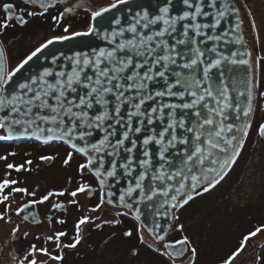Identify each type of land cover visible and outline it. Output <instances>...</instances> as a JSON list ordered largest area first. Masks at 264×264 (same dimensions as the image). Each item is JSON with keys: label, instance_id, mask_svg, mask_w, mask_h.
Masks as SVG:
<instances>
[{"label": "snow or ice", "instance_id": "snow-or-ice-1", "mask_svg": "<svg viewBox=\"0 0 264 264\" xmlns=\"http://www.w3.org/2000/svg\"><path fill=\"white\" fill-rule=\"evenodd\" d=\"M30 2L37 3L38 0ZM179 3L181 10L174 12L173 0H158L153 14L147 8L134 5L132 0H112L90 13L93 21L106 20L110 30L100 33L94 24H90L86 31H71L69 25H64V34L53 35L40 43L11 71L5 72L0 62V112L7 113L0 116V130L5 132L0 135V140L11 141L19 137H35L45 143L58 140L84 155L86 161L79 169L81 172L90 170L100 186L99 201L89 209L90 212L105 205H118L126 210L118 214L127 215L135 210L139 219V205L147 202L151 207L160 197L163 200L158 207L165 209V213L168 208L183 207L201 194L198 187L206 193L218 184L236 163L244 147L251 127L249 117L253 111L254 85L248 82L247 104L241 108L239 101L231 97L234 85L230 86L225 68L248 65L249 61L236 59L238 53L235 51L230 54L220 51L219 42L232 41L204 31L215 30L223 18L238 9L227 2L217 6L216 0H179ZM50 6L45 0H39L43 11H30L27 15H43ZM118 6L128 7L127 17L105 16ZM13 7L5 5L7 10ZM134 7L139 10L133 11ZM69 11L71 9H65L59 17L53 16V21L59 24ZM200 17H209L212 22L201 23ZM11 18L9 11L0 27L6 28ZM15 19L21 24L27 23L23 16ZM252 26L255 28L254 23ZM94 32L107 42V47L71 54L49 52V66L23 82H14V77L34 58L38 60L44 55L50 45ZM205 41L217 43L208 48ZM260 96L264 97V92ZM232 112H235V118L228 122ZM257 131L264 137V122L259 124ZM71 158L72 152H69L64 163L68 164ZM6 159L0 157V160ZM40 159L50 157L41 156ZM209 160L213 167H205ZM6 168L20 171L23 165L7 163ZM120 180L126 184L115 196L109 190L110 181ZM17 183L7 178L0 180V203H6L15 193L36 195L15 186ZM9 188L11 192L5 194ZM90 192V186L82 183L69 195L76 197L79 193L88 195ZM53 195L65 193L48 192L39 200H29L16 211L19 214L28 205L44 203ZM52 207L59 209L62 205L57 203ZM156 215H160L159 210ZM91 219L82 216L76 221L72 243L61 245L65 232H56L46 240L54 242L57 248H75L81 240V226ZM18 230L13 227L11 233L15 235ZM137 230H141L139 226ZM153 230L148 228L149 232ZM262 231L264 225L247 233L240 246L221 264H234L245 243ZM124 235L131 236L132 232L127 231ZM156 239L162 238L157 236ZM175 243L183 245L188 241L184 238ZM37 253L56 261L63 258L33 244L28 250L32 258L27 264H38ZM191 253L195 256L196 249L192 248Z\"/></svg>", "mask_w": 264, "mask_h": 264}, {"label": "rangeland", "instance_id": "rangeland-1", "mask_svg": "<svg viewBox=\"0 0 264 264\" xmlns=\"http://www.w3.org/2000/svg\"><path fill=\"white\" fill-rule=\"evenodd\" d=\"M234 1L239 10L243 38L252 68L254 87L253 111L249 117L251 127L236 163L223 179L206 193L198 188L200 195L194 196L183 207L173 209L174 224L167 240L187 238L185 255L178 259L167 257L163 243L153 242L130 213L118 214L124 213L125 210L105 205L96 212H90L89 209L99 201L96 199L95 190H92L91 195L79 193L76 197H71L69 193L81 183L87 182L88 179L84 177L88 175L87 169L80 174L77 167L80 164L77 163L78 159L85 163L83 158L78 157L76 161L64 163L67 158L65 154L69 153L67 147L49 144L39 149L37 157H32L27 151L29 147L13 141L0 140V157H7L12 164L25 166L23 173L16 174L17 185L36 194L34 197L23 193L12 194L11 200L7 201V217L0 220V264H21L22 261L23 264H27L28 259L32 258L28 255V250L33 244L37 248H47L53 256L62 255L63 258L60 260L62 263L58 264H221L222 260L240 246L247 233L264 225V137L257 131L259 124L264 122V97L260 96V93L264 92V0ZM107 2L108 0H85L74 3L94 9ZM1 14L0 11V21ZM43 17H39L38 23L29 22L23 31L16 30L15 33L9 34L8 31L0 30V43L6 61L5 72L11 71L20 60L48 37L64 33L62 29L44 21ZM90 22V18L77 23H73L72 20L67 25L71 31H86ZM253 23L255 28L252 26ZM12 28L15 29L13 22ZM1 132L2 130L0 134ZM41 156L50 159L41 160ZM30 159L31 163H26ZM6 160H0V176L6 177L7 174L10 177L13 174L6 173ZM33 170L36 174L31 172ZM95 185L97 186L96 181L93 183L96 189ZM60 188L65 190L64 198L68 201L60 200L61 196L53 195L44 203H38V206L41 214H47V210L53 208V204L61 201L60 204L67 205L72 210L67 221L71 228L67 229L68 235L66 234L64 239L61 238V245L72 243L75 237V224L80 217H92L88 223L81 226V240L75 248H57L54 242L46 240L49 235L56 233L48 224L49 220L44 219L45 223L42 225L29 226L21 222L15 213L16 208L28 198L39 200L41 196L48 192H58ZM71 200L76 201L70 203L73 206L69 204ZM78 205L80 207H77ZM53 214H47L45 217ZM138 226L140 231L137 230ZM13 227L19 229L15 235L11 233ZM127 231H131L132 235L125 236L124 233ZM25 233L28 235L25 236ZM141 236L144 237L143 240L140 239ZM263 244L264 231L245 243L234 264H264ZM192 248L196 249L195 256L191 253ZM254 254L255 260L252 258ZM35 258L38 264L57 262L39 253Z\"/></svg>", "mask_w": 264, "mask_h": 264}, {"label": "water", "instance_id": "water-1", "mask_svg": "<svg viewBox=\"0 0 264 264\" xmlns=\"http://www.w3.org/2000/svg\"><path fill=\"white\" fill-rule=\"evenodd\" d=\"M24 1L32 5H37V4L39 5V0L37 3H31L30 0H24ZM50 2L52 3L53 0H51ZM216 2H217V6L221 3L227 2L230 7H234L238 9L233 0H216ZM132 3L134 5H139L142 8H147L148 10L152 11L154 14V11L158 4V0H132ZM173 3H174V8H173L174 12L181 10L182 6L180 5L179 0H173ZM4 10L6 11L7 14L9 11L14 12L13 8L11 10H7L4 7ZM132 10L136 11L139 9L134 7ZM206 10H209L210 12H213V13L215 11V9H206ZM127 14H128V7L118 6L117 9H113L111 12L106 13L105 16L110 17L113 15H117V16L127 17ZM199 20L201 23H211L212 22L209 17H200ZM91 24H94L96 26L97 32H100V33H103L105 30H110V26L108 25L106 20H101L98 18L96 21H93V19H91ZM237 25H239L238 28L236 27ZM204 31L207 32V34L209 35L220 34L224 37V39L232 41L231 43H227V44H225L223 40L219 42L218 47L220 51H223L226 54H230L232 51H235L238 53L236 59H247L249 61L248 65H240V64L228 65L225 68V74L228 78V82L230 86L234 85L233 90L231 91V97L234 101L238 100L239 103L241 104V108H243L247 104V91L246 90L248 88V82L249 81L252 82V75H251V64H250L248 49H247V46L245 44V41H244V38L241 32V22L239 18V12L230 13L229 15H227L225 18L222 19L221 24L218 25L215 30L205 29ZM237 39L240 40V43H235V40ZM214 43H217V42L205 41V44L208 48H211ZM107 46H108L107 42L101 39V37L98 36L96 32L88 36L75 37L70 41L54 43L53 45H50L49 48L44 51V55H40L38 60L34 58L33 61H30L29 64L26 65L21 70V72L14 77V82L16 81L23 82L25 78H30L34 74L38 75V73L42 70L43 67L49 66L50 60H51V57L47 55L49 52H55L57 54H59V52L61 51L64 52L65 54H71L72 52H75V51L91 52L92 49H99L101 47H107ZM203 46L204 45H202V47ZM46 56H47V60L45 59ZM0 62L3 63L4 70H5V60H4V54H3L1 45H0ZM61 63H63V61H61ZM241 92L245 93V95L239 96L238 94ZM6 114H7L6 112H0V116L6 115ZM235 115H236L235 112H232L230 120L228 122H232V120L235 118ZM241 119L243 120L242 114H241ZM236 123L239 124L240 121H237ZM226 135H230V134H226ZM15 140H34L38 142H44L43 140L35 139V137H19ZM53 141L65 143L63 141H58V140H53ZM65 144L68 147H70L67 143ZM82 156L86 158L84 155ZM205 167H213L210 160L205 164ZM88 172L96 179L98 183V180L95 177V175L90 170H88ZM125 184L126 182L123 180H120L119 182L110 181L109 190L112 191L115 194V196H118L120 190L123 187H125ZM98 186H99V183H98ZM90 189H91V192L88 195H91L92 193V188ZM162 200H163V197L158 198L157 200L153 202V206L151 207L148 205L147 202L139 205V208H140L139 219H137L135 210L131 211L130 214L135 220H137L140 223L142 228L153 239L154 242L163 243L165 253H167L173 259H178V258H181L185 254L186 244L177 245L175 242L165 241V237L171 227L173 216H172L171 208H168L167 212L165 213V209H160L158 207L159 203H161ZM108 206L114 207V208H122V207H119L118 205H108ZM157 210H159L160 212L159 216L156 215ZM19 215L23 219L31 223L35 224L39 222L38 212L36 210L35 204L28 205V207L24 208L23 211L19 213ZM157 224L160 226L159 228L154 227ZM149 227H152L154 230L152 232H149L148 231ZM157 236H160L162 239H159V240L156 239ZM165 245H169L170 247L165 248ZM174 252H181L182 254L174 255L173 254Z\"/></svg>", "mask_w": 264, "mask_h": 264}, {"label": "flooded vegetation", "instance_id": "flooded-vegetation-1", "mask_svg": "<svg viewBox=\"0 0 264 264\" xmlns=\"http://www.w3.org/2000/svg\"><path fill=\"white\" fill-rule=\"evenodd\" d=\"M50 1L51 0H49V1L48 0H45V2L48 3L51 6L48 8V10L46 12H44L43 15L37 14V15H34V16H28L27 13L30 12V11L31 12L40 13V12L43 11V9H41L39 7V5H32V4H29L28 2H26L24 0H0V11L2 13L1 14L2 20L0 21V23H3L5 21V18L8 16V14L6 13V11L4 10L5 5L11 4V5L14 6L13 7L14 8V12L12 11V18L9 19L10 22L8 23V26L6 28L5 27H0V30L8 31L9 34L15 33L16 30L23 31L24 29L27 28V24L29 22L30 23H38L40 21L39 17H41V16H44L43 17L44 18V21H46V22L52 24L53 26H56L59 29H62L63 30L64 25H67L72 20H73V23H77V22H80V21H86V20H88V18H90V16H91L90 15V12L93 11V10L94 11L95 10H98V8H99V7H95L94 9H90L89 7H86L85 8V6H82L81 4L80 5H76V3H74V2L81 3V2H83L85 0H75V1L74 0H53L52 3ZM109 2L111 3L112 1L111 0H108V2L106 4H104V5H102V6H106L107 4H109ZM65 9H71V11L66 12L65 15H64V18L60 21L59 24H57L56 21H53L52 17L53 16L59 17V14L61 12H64ZM16 16H23L24 19L27 21V23H23V24L19 23L15 19ZM12 22L15 23V29L12 28ZM0 135H3V132H1ZM11 141L15 142L16 144L23 145L25 147H29V149H27V151H28V154H31L32 157H37L39 155L38 151H39V149L42 146L46 147V145H49V144L62 145L61 143H56V142L39 143V142H35V141H15V140H11ZM63 146H65V145H63ZM67 149L69 150V152H72L70 150V148L67 147ZM65 156L67 157L68 154H65ZM78 157L81 158L79 155H77L76 153L72 152V158H71L70 161H72V162H73V160L76 161V159ZM31 160L32 159H30V161ZM79 162H80V164H82L81 163V160L78 159V162L77 163H79ZM7 163H10L8 161V159L5 161V164H7ZM79 165H77V167H79ZM77 167H76V169H77ZM23 170H25V166L24 165H23V169L20 170V171H16V170L14 171V169L9 170V169L5 168L6 173L11 172L13 175L10 176V177L8 175H6V177L5 176H0V180H3L5 178L10 179V180L11 179L16 180L17 179L16 178V174L23 173L24 172ZM29 170H31V168H29ZM78 170L80 171V174H82L81 170L80 169H78ZM31 172L32 173H35V170H33ZM48 173L50 174V172H48ZM87 175H88V177L85 175L84 178L88 179L87 180L88 185L90 186V188H92V190H95L96 199L99 200V190H98V188H97L96 185H95L96 186V189L93 186V183H95V179L88 172H87ZM20 179H21V177H20ZM87 182H85L83 184H86ZM20 186L21 185H17V187H20ZM23 187H25V186H23ZM60 191H63L65 193V190L62 189V188H60V190H58V192H60ZM10 192H11V188L5 190V194L10 193ZM15 194H18V193H15ZM11 197L12 196H10L9 201L11 200ZM64 197H65V195L61 196L60 197V200H64V199L67 200ZM29 200H31V198H28L27 200H25L24 202H22V205L21 206L19 205V207H22ZM60 202L61 201H57L55 204H57V203L60 204ZM6 203H0V215H3V219L7 217V213H8L7 208H6V205H7ZM61 205H62V207L59 208V209H53V208H51L50 210H47V214H52V213H54V214L51 215V216H49V217H45L47 214H41V210L39 209L38 204H35L36 210L38 212V217H41V218H39V222L36 223V224H34V223L32 224L31 222L23 219L17 213L16 210H15V213L17 214V216L19 217V219L22 220L21 222H23L26 225H29V226L42 225L43 223H45L44 222V219H46L47 221L49 220L48 224L52 228L55 229V232H63L61 229H64L65 230L64 232L68 235V230L67 229H70L71 226L67 224V221H68V217H69V212H71L72 210H70L69 209L70 207H68L67 205H65V206H64V204H61ZM70 206H73V205L70 204ZM77 207H80V205H78ZM0 220H2V219H0ZM60 220H63L64 223H58V221H60ZM65 236H63L61 238L64 239ZM256 249L258 250L259 247H256ZM252 258H254V260H255V258H256L255 254L252 256ZM58 263H62V261H57L56 264H58Z\"/></svg>", "mask_w": 264, "mask_h": 264}]
</instances>
